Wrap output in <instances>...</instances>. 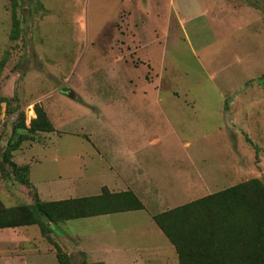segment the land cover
Returning a JSON list of instances; mask_svg holds the SVG:
<instances>
[{
	"label": "rangeland",
	"instance_id": "rangeland-1",
	"mask_svg": "<svg viewBox=\"0 0 264 264\" xmlns=\"http://www.w3.org/2000/svg\"><path fill=\"white\" fill-rule=\"evenodd\" d=\"M16 1L19 34L13 32V0H0V63L3 62L0 146L23 132L13 126L19 111L25 113L27 124L36 118V110L40 109L51 123L58 125L64 118L62 123L69 128L74 125L85 128L79 132L84 138L66 134L59 139L56 158L51 155L52 145L35 151L38 160L31 163L34 181L46 182L47 186H68L75 178L83 175L89 178L94 171H99L98 164L93 170H78L77 158L68 151L72 150L69 148L72 141L78 150L93 152L92 145L85 139H91L98 149L99 137L92 130L106 125L133 134L134 130H141L139 135L143 141L152 135V154L166 157L169 167L170 161L179 164L184 160L189 166L191 159L194 160L192 156L196 155L205 161L197 164L203 172L209 163L221 164L215 172L233 175L230 180L234 179V183L255 177L264 183V85L255 80L232 95L226 88L237 84L230 83L234 78L228 77V71L224 70L243 65L235 61L236 55L249 58L254 67L256 60H263V40H259L260 45L256 47L254 27L232 33L229 25H233L226 19L222 20L221 27L213 28L209 21L191 17L186 24L188 37L178 25H173L178 18L176 11L168 28V0H159V3L157 0ZM236 1L238 5L258 9L264 22V0ZM181 4L195 9L187 11L191 16L200 10L197 0H181ZM241 37L242 43L237 45ZM262 72L249 75L256 79ZM64 88L68 91L63 92ZM218 88L228 93L222 91V96ZM172 93L179 94L180 99L174 98ZM3 98L12 99L11 104ZM178 104L181 112L171 114L169 110L173 111ZM16 106L19 111H15ZM208 109L212 110V115L207 114ZM63 124L57 127L58 134L64 131ZM143 126L149 128V134L143 131ZM37 139L43 141L40 137ZM45 152L47 157L41 159L40 154ZM83 158L87 160V156ZM95 158L98 161L99 157ZM6 172L10 174L6 181L8 186L16 188L11 169L6 168ZM248 189L259 191L255 185ZM214 192L217 191H201L186 202ZM0 197L9 205L24 201L11 199L7 192H0ZM168 209L171 207L166 206ZM196 211L216 213V210L199 206ZM144 215L137 212L92 219L113 222ZM89 221L92 220H72L65 225H54L53 231L59 242L72 246L75 243L70 233H83ZM213 221L219 223L221 219ZM203 231L199 233L202 240L211 237L205 228ZM225 233L227 230L214 237L220 242V238L227 237ZM74 259L72 264H81L84 257Z\"/></svg>",
	"mask_w": 264,
	"mask_h": 264
},
{
	"label": "crops",
	"instance_id": "crops-1",
	"mask_svg": "<svg viewBox=\"0 0 264 264\" xmlns=\"http://www.w3.org/2000/svg\"><path fill=\"white\" fill-rule=\"evenodd\" d=\"M197 1L200 3V10L194 16H191L187 11L189 9H195L192 7L188 8L187 6L182 7L181 0H168V28L170 29L172 25L174 11H176L178 18L174 19L176 23L173 22V25H178L177 27L185 35H188L186 24H189L187 22L191 17L209 21L213 28L221 27V24H223L222 20L226 19L233 25H229L232 33L254 27V36L258 40V42H255L256 47L260 45L259 40L261 39L264 45V22L258 9L251 6L238 5L236 0ZM159 2L157 0V3ZM157 14L159 15L160 13L157 12ZM219 36L216 38L220 39L221 37ZM241 43L242 37L240 42L236 44L240 45ZM232 52L237 53L236 51ZM235 61L243 62V65L238 64L233 69H230V67L224 69L226 72L228 71L226 74L228 77L234 78L230 83L237 84L236 87L231 86L226 88L232 95L247 81L253 79L249 73L263 71L262 74H264V58L262 61L256 60L254 62L255 67L251 66L249 58L246 59L236 55ZM153 71L156 72V70ZM222 89L218 88L222 96V91L228 93ZM172 96L178 100L180 99L179 94L172 93ZM158 100L160 101L161 99ZM185 101L187 102V99ZM178 105L177 108L173 111L169 110V112L171 114L181 112L182 108L180 104ZM190 105L192 107L194 106L192 103ZM207 114L212 115V110L208 109ZM74 118H72L73 121ZM63 120L64 118H61V122L57 124H63ZM52 124L55 128L53 131H39V134H34V138H36L34 141V138L31 139L32 141H23L21 146L13 152L12 159L15 163L18 165H29L30 167L29 185L20 182L12 174V177L17 181L14 183L16 188H13L11 185L8 186L6 181L10 174L6 172L3 175L0 171V184H2L0 186L2 187L0 188V192H7L11 199L18 198L24 200L17 204L9 205L0 197V201L5 207L15 208L22 205H29L34 203L36 199L43 202H57L74 198L91 197L100 195L102 191H110L111 193L131 191L139 198L143 205L140 209L77 217L61 220L56 223L48 222L47 224L50 227L52 239L71 257L72 262L75 260L74 257L80 258L82 255L89 263L179 264V251L157 225L153 216L166 211V206L174 208L191 202H186L187 198L198 195L201 191H224L237 184L234 183V179L230 180V177H234L233 175L230 176L225 171L220 173L215 172L218 166H222L221 164L214 166L209 163L208 168L203 172V169L197 165L198 163L201 164V160L203 159L194 155L192 156L194 160L191 159L189 166L185 164L186 160H184L179 164H174V161H170L172 163L171 167H169L170 165H167L166 157L161 155L154 156L152 154L151 149L154 146L150 141L153 138L152 135H148L146 140L143 141L139 135L141 130L138 132L136 129L134 130L135 134H133L127 130L117 131L111 126L100 125V130H92L99 137L98 149L92 143L91 139L89 141L85 139L92 145L93 152L78 150L77 144L72 141L69 147L72 150L68 151L70 154L73 152L74 158H77L76 166L78 170H93L96 164H98L99 171H94L92 175L88 176L89 178L84 177V175L75 178L68 186H47L46 182H36L33 180L31 163L38 160V154L35 151L37 149L43 150L52 145L54 149L51 155L56 158V154L60 150L58 148L60 144L59 139L63 135L69 134L76 136L75 138L78 139L84 138L79 134L81 130L83 131L84 125L83 127H76L74 125L69 128L66 124H63L65 127L64 131H62V134H58L57 130L60 131L57 128L58 125L53 121ZM142 128L143 131L148 133V127L143 126ZM218 128L215 129L217 130ZM173 130L175 131V128ZM39 137L43 141H38L37 138ZM175 138H178V136ZM174 141L179 143V140ZM170 143L169 141V145ZM4 147L5 145L0 146V152H2ZM84 156H87V160L83 158ZM93 156L99 157L98 161ZM40 157L41 159L47 157V152L40 154ZM88 166L89 169L87 168ZM6 168H9V166H6ZM5 189L11 191H4ZM154 210H157L158 213L154 214ZM137 212H144L145 215L139 218L116 220L113 222L92 219L111 214H135ZM80 219H91L92 221H89V225L84 227L83 233H70V237L74 239L75 244L67 246L64 242H59L57 235L53 231V226L59 224L65 225L69 221ZM204 242L206 244L210 243V246L212 244L222 243L215 239L210 240L208 238L202 240L200 238L194 243L192 254L197 255L198 247ZM0 264H59V261L55 246L46 239L40 226L37 223H23L15 226L0 225Z\"/></svg>",
	"mask_w": 264,
	"mask_h": 264
},
{
	"label": "trees",
	"instance_id": "trees-1",
	"mask_svg": "<svg viewBox=\"0 0 264 264\" xmlns=\"http://www.w3.org/2000/svg\"><path fill=\"white\" fill-rule=\"evenodd\" d=\"M13 2V32L19 34L17 1L13 0ZM2 66L3 62L0 63V69ZM255 80L264 85V74L247 81L245 85ZM3 99L11 104L12 99ZM224 105L228 107L227 101H224ZM15 111H19L18 106L15 107ZM36 115V118L31 119L27 124L25 113L18 112V120L14 127L23 132H19L15 140L10 139L0 155L2 174H6V166H9L14 177L26 185L30 184V167L15 163L12 159L13 152L21 146L23 141L33 139L36 132L54 130L53 124L44 111L38 109ZM246 139L253 143L247 135ZM253 185L257 186L259 191L248 189ZM142 206L139 198L131 191L120 193L102 191L96 196L57 202H43L36 199L34 203L15 208H7L0 201V225L37 223L46 239L55 246L59 264H72L71 257L52 239L48 222L56 223L65 219L140 209ZM198 206L204 207L205 210H216V213L199 214L196 211ZM220 211L222 213L214 217ZM153 218L179 251V264H264V183L257 177L233 185L224 191L212 193L155 214ZM213 219H221V221L215 223ZM204 228L210 233L211 237H208L210 240H218V237L214 236L226 230L227 237L220 238L222 245L217 243L210 246V243L204 242L198 247V254L194 255L192 254L193 245L202 238L199 233ZM81 264L102 263H89L84 259Z\"/></svg>",
	"mask_w": 264,
	"mask_h": 264
},
{
	"label": "water",
	"instance_id": "water-1",
	"mask_svg": "<svg viewBox=\"0 0 264 264\" xmlns=\"http://www.w3.org/2000/svg\"><path fill=\"white\" fill-rule=\"evenodd\" d=\"M62 91L63 92H67L68 91V88H64Z\"/></svg>",
	"mask_w": 264,
	"mask_h": 264
}]
</instances>
